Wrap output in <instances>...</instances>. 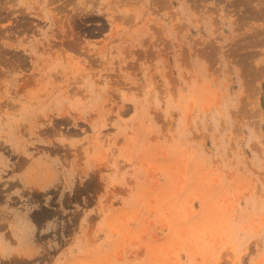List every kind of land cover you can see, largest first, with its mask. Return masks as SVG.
I'll list each match as a JSON object with an SVG mask.
<instances>
[{
	"label": "rangeland",
	"instance_id": "374dc122",
	"mask_svg": "<svg viewBox=\"0 0 264 264\" xmlns=\"http://www.w3.org/2000/svg\"><path fill=\"white\" fill-rule=\"evenodd\" d=\"M0 139L73 171L20 264H264V0H0Z\"/></svg>",
	"mask_w": 264,
	"mask_h": 264
},
{
	"label": "crops",
	"instance_id": "0c3cea01",
	"mask_svg": "<svg viewBox=\"0 0 264 264\" xmlns=\"http://www.w3.org/2000/svg\"><path fill=\"white\" fill-rule=\"evenodd\" d=\"M45 145L0 139V264L36 260L63 227L65 211L51 191L58 189L59 196L69 185L68 146L52 155Z\"/></svg>",
	"mask_w": 264,
	"mask_h": 264
}]
</instances>
